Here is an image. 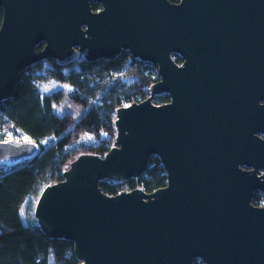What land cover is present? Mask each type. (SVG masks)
<instances>
[{"label":"water","instance_id":"95a60500","mask_svg":"<svg viewBox=\"0 0 264 264\" xmlns=\"http://www.w3.org/2000/svg\"><path fill=\"white\" fill-rule=\"evenodd\" d=\"M0 9V101L48 59L127 50L158 69L150 96L116 109L113 146L79 154L41 191L34 218L47 237L70 241L79 264H264V204L251 203L264 194V0H0ZM161 94L169 101L155 104ZM39 151L0 141V165ZM150 156L165 186L99 187L137 180Z\"/></svg>","mask_w":264,"mask_h":264},{"label":"trees","instance_id":"16d2710c","mask_svg":"<svg viewBox=\"0 0 264 264\" xmlns=\"http://www.w3.org/2000/svg\"><path fill=\"white\" fill-rule=\"evenodd\" d=\"M91 7L98 9L95 3ZM1 18L0 9V24ZM46 61L49 77L69 84L71 90L41 91L39 76L34 73L41 66L38 62L19 73L12 96L0 101V123L12 125L16 116L23 119L40 146L32 160L13 167L0 166V264H79L70 241L51 239L39 228L34 218L37 198L45 186L62 180L63 171L79 154L107 152L116 136V109L150 96L148 88L159 80L155 65L134 59L127 51L110 60ZM65 98L84 108L78 119L68 111L55 112ZM152 101L162 104L169 96H152ZM87 134L92 141H82ZM44 140L47 144L42 143ZM165 185L164 169L156 156H150L137 180L99 182L101 190L110 195L123 186H140L151 192ZM252 202L260 205L263 195L255 193Z\"/></svg>","mask_w":264,"mask_h":264},{"label":"rangeland","instance_id":"374dc122","mask_svg":"<svg viewBox=\"0 0 264 264\" xmlns=\"http://www.w3.org/2000/svg\"><path fill=\"white\" fill-rule=\"evenodd\" d=\"M41 66L37 69H34V73L39 76L38 84L40 86L41 91L44 93H51L55 91H63L68 92L71 90L69 84L65 82H60L55 79L49 77L48 69L49 62L40 61ZM34 66V65H33ZM48 89L45 91V89ZM72 113L76 119H78L83 112L85 111L83 107L79 104L65 98L61 103H59L55 112L58 114H62L63 112ZM16 116V115H15ZM93 138L91 135L87 134L83 137L82 141L90 142ZM0 141H9L13 143H21L25 141H36L33 135L31 128L23 121V119L19 117H15L13 119V124H8L7 122L0 123ZM48 140L42 141L43 144H47ZM126 188V186H123Z\"/></svg>","mask_w":264,"mask_h":264},{"label":"flooded vegetation","instance_id":"af4514ba","mask_svg":"<svg viewBox=\"0 0 264 264\" xmlns=\"http://www.w3.org/2000/svg\"><path fill=\"white\" fill-rule=\"evenodd\" d=\"M170 2H174V3H177V0H169ZM92 4V3H91ZM96 4V3H95ZM98 5V4H97ZM100 9V6L98 5V9H96V10H94V11H97V10H99ZM43 48V44H40L38 47H37V50H41ZM122 51H127V50H122ZM121 51V52H122ZM120 52V53H121ZM127 52H129V51H127ZM130 53V52H129ZM131 55V54H130ZM132 57V56H131ZM80 58H83V57H81V56H78V58L77 59H75L74 61H76V60H78V59H80ZM133 58V57H132ZM171 58H172V60L177 64V65H180L181 63H182V58L178 55V54H171ZM84 59V58H83ZM135 59V58H134ZM85 60V59H84ZM44 61H46V60H44ZM143 62V61H142ZM145 63H147V62H145ZM149 64H151V63H149ZM152 65H154V64H152ZM156 66V65H155ZM157 67V66H156ZM157 76H158V78H159V75H158V69H157ZM261 172H259V174H260ZM255 193H260V194H262L263 195V197H264V194L263 193H261V192H254V194ZM254 194H253V196H254ZM252 199H253V197H252ZM251 203L253 204V205H255L253 202H252V200H251ZM264 204V202H262L260 205H255V206H261V205H263ZM192 264H202V261L200 260V259H195L193 262H192Z\"/></svg>","mask_w":264,"mask_h":264},{"label":"built area","instance_id":"2783aa9c","mask_svg":"<svg viewBox=\"0 0 264 264\" xmlns=\"http://www.w3.org/2000/svg\"><path fill=\"white\" fill-rule=\"evenodd\" d=\"M0 166H2V165H0ZM6 167V166H5ZM122 190H125V191H128V190H130V189H128V188H123ZM121 191V190H120ZM120 191H118V192H120ZM117 192V193H118Z\"/></svg>","mask_w":264,"mask_h":264},{"label":"snow or ice","instance_id":"6c2138e0","mask_svg":"<svg viewBox=\"0 0 264 264\" xmlns=\"http://www.w3.org/2000/svg\"><path fill=\"white\" fill-rule=\"evenodd\" d=\"M48 89L46 88L45 91H47Z\"/></svg>","mask_w":264,"mask_h":264}]
</instances>
